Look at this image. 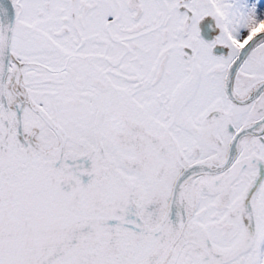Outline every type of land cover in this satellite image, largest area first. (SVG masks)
<instances>
[{"label":"snow or ice","instance_id":"obj_1","mask_svg":"<svg viewBox=\"0 0 264 264\" xmlns=\"http://www.w3.org/2000/svg\"><path fill=\"white\" fill-rule=\"evenodd\" d=\"M0 264H264V0H0Z\"/></svg>","mask_w":264,"mask_h":264}]
</instances>
